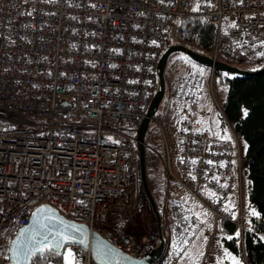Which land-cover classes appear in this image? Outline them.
Returning a JSON list of instances; mask_svg holds the SVG:
<instances>
[{"label": "built area", "instance_id": "1", "mask_svg": "<svg viewBox=\"0 0 264 264\" xmlns=\"http://www.w3.org/2000/svg\"><path fill=\"white\" fill-rule=\"evenodd\" d=\"M189 15L214 26L206 53L213 61L242 63L264 39V0H0V264H11L12 238L37 201L136 259L181 264L200 227L187 204L174 201L169 243L160 209L137 194L134 130L156 89L157 59L184 34ZM202 83L199 75L178 78L171 95L191 104ZM151 121L161 127L156 115ZM176 148L168 174L212 221L198 264H216L218 223L234 224L240 235L246 229L242 188L252 159L236 140L201 130L191 111L178 124ZM159 160L145 153L150 171ZM262 225L260 218L252 230ZM69 252L71 264H94L89 247L72 245L41 264H68Z\"/></svg>", "mask_w": 264, "mask_h": 264}, {"label": "rangeland", "instance_id": "2", "mask_svg": "<svg viewBox=\"0 0 264 264\" xmlns=\"http://www.w3.org/2000/svg\"><path fill=\"white\" fill-rule=\"evenodd\" d=\"M176 44L184 45L197 52L200 51L196 49L193 44L185 42L182 36L172 37L170 45ZM254 47L257 49L259 48L258 50L256 49V54H253L251 58L242 61V63H233L223 57H221L218 61L238 66L246 70H255L264 63V39L259 41V43L254 45ZM189 74L201 76L204 83L201 85L203 92L201 97L195 102H190L191 104H186L188 102L185 103L179 95H171V87L176 79L185 77ZM225 93V83L219 82L213 78L211 70L207 66L190 59L187 55L180 52L172 53L167 59L164 70V95L156 112V116L159 119H162L161 127L155 122L150 121L148 127L150 135L147 142V147L149 149L144 148L145 153H147L148 150L154 151L160 160L157 171L152 172L146 170V188L152 194L157 195V204L161 209L159 213L165 229V234L168 236L170 244H173L171 234L175 230L173 228L175 216L171 210V204L174 201H180L187 204L190 218L196 220L199 225L200 230L196 231L194 240L183 252L181 260L184 264H198L205 243L204 231L212 227V221L208 217L205 210L190 199L172 181L168 174L167 159L170 157L172 162L171 165H173L178 158V150L176 148L178 124L188 111L196 114L197 112H203L204 115L206 114L205 116H200L199 120L201 128L203 130L205 129L210 135L216 136V138L222 140H230L232 138L233 143L235 140L237 141L231 131V128L222 123L219 115V109L222 106ZM139 190L142 194L145 193V188L141 181ZM236 202L235 196V204ZM242 202L245 207V185L242 188ZM234 260L237 261L238 264H244L241 257H233L224 253V251H222L220 257L218 258V261L226 264H233Z\"/></svg>", "mask_w": 264, "mask_h": 264}, {"label": "trees", "instance_id": "3", "mask_svg": "<svg viewBox=\"0 0 264 264\" xmlns=\"http://www.w3.org/2000/svg\"><path fill=\"white\" fill-rule=\"evenodd\" d=\"M183 24L184 41L193 44L200 50L198 53H207L214 42V26L196 15L186 16ZM213 78L226 85L221 106L223 116L239 144L245 146L246 155L252 159L248 178L244 181L246 229L240 235L234 224L219 222L217 230L221 245L224 253L241 257L244 264H264V225L256 231L252 230L258 219H264V71L254 75H234L215 70ZM220 118L226 125L224 119ZM137 127L138 125L135 128ZM225 141L233 142L232 138ZM187 164V161L183 163ZM38 202L33 206H37ZM174 225L173 223V227ZM55 256L48 251L43 255L33 256L31 263L41 264L46 258ZM216 264L226 263L217 261Z\"/></svg>", "mask_w": 264, "mask_h": 264}, {"label": "water", "instance_id": "4", "mask_svg": "<svg viewBox=\"0 0 264 264\" xmlns=\"http://www.w3.org/2000/svg\"><path fill=\"white\" fill-rule=\"evenodd\" d=\"M183 53L190 59L207 66L213 71L219 70L234 75H254L264 71V63L255 70H246L238 66L213 61L209 56L198 53L184 45L167 46L157 59V86L146 111L145 118L135 129V145L139 154L140 175L144 180L145 149L144 139L151 118L158 110L164 95V70L167 59L172 53ZM145 191H147L146 185ZM154 207V205H153ZM47 238V244L44 243ZM66 245L90 248L94 264H151L150 258L136 259L114 248L106 239L96 233H90L87 225L73 222L60 214L50 205H37L29 216L28 224L17 231L11 241L9 258L11 264H31L35 255L50 250L59 255ZM162 246L155 252L160 253Z\"/></svg>", "mask_w": 264, "mask_h": 264}, {"label": "crops", "instance_id": "5", "mask_svg": "<svg viewBox=\"0 0 264 264\" xmlns=\"http://www.w3.org/2000/svg\"><path fill=\"white\" fill-rule=\"evenodd\" d=\"M222 110V109H221ZM196 112V111H195ZM200 113V114H199ZM197 112V114L196 113H194V115H195V117H196V120L198 121V123H199V126H200V129L201 130H203L202 128H201V125H200V116H205L204 114H202L201 112ZM204 131H206L205 129H204ZM209 134V133H208ZM210 135V134H209ZM212 136V135H211ZM213 137H215L216 138V136H213ZM218 139V138H217ZM219 140H222V139H219ZM223 141H225V140H223ZM167 156H169V155H167ZM169 159H170V157H169ZM171 160V159H170ZM144 167H145V174H144V180H143V178L141 177V175H140V177L136 180V190H137V194H139V193H142L139 189H140V181L143 183V184H145L146 185V181H147V175H146V170L148 171L149 169H148V164L146 163V161L144 160ZM150 171V170H149ZM173 181V180H172ZM174 182V181H173ZM175 183V182H174ZM176 184V183H175ZM177 185V184H176ZM178 186V185H177ZM179 187V186H178ZM180 188V187H179ZM181 189V188H180ZM182 190V189H181ZM147 191L148 192H146L145 191V193H143V194H145V196L147 197V199L149 200V202H150V204H151V206H152V208H155V207H157V208H159L160 209V207L158 206V201H157V199H156V196L157 195H154V194H152L148 189H147ZM183 191V190H182ZM184 192V191H183ZM185 193V192H184ZM186 194V193H185ZM187 195V194H186ZM188 196V195H187ZM234 196V197H233ZM189 197V196H188ZM233 199H234V201H233ZM235 203V193H232V195H231V198H230V200L228 201V204L229 205H233ZM153 205H154V207H153ZM161 210V209H160ZM159 215H160V213H159ZM160 218H161V216H160ZM162 220V219H161ZM171 237H172V234H171ZM173 242H174V238L172 237V239H171ZM181 264H184L183 262H182V260H181Z\"/></svg>", "mask_w": 264, "mask_h": 264}, {"label": "snow or ice", "instance_id": "6", "mask_svg": "<svg viewBox=\"0 0 264 264\" xmlns=\"http://www.w3.org/2000/svg\"><path fill=\"white\" fill-rule=\"evenodd\" d=\"M47 238H45V241H44V243L45 244H47ZM69 257H71V253L69 252L68 254H67V256L65 257V259H66V261L68 262V264H71V262H70V260L68 259ZM233 264H238V262L237 261H233Z\"/></svg>", "mask_w": 264, "mask_h": 264}]
</instances>
